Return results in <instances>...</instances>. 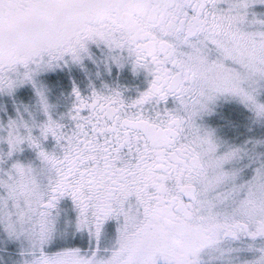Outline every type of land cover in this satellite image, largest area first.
Instances as JSON below:
<instances>
[{
  "label": "snow or ice",
  "instance_id": "1",
  "mask_svg": "<svg viewBox=\"0 0 264 264\" xmlns=\"http://www.w3.org/2000/svg\"><path fill=\"white\" fill-rule=\"evenodd\" d=\"M0 264H264V0H0Z\"/></svg>",
  "mask_w": 264,
  "mask_h": 264
}]
</instances>
